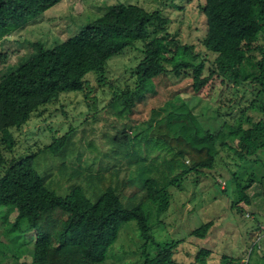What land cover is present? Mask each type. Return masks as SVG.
<instances>
[{
    "label": "trees",
    "instance_id": "1",
    "mask_svg": "<svg viewBox=\"0 0 264 264\" xmlns=\"http://www.w3.org/2000/svg\"><path fill=\"white\" fill-rule=\"evenodd\" d=\"M60 1L0 0V40ZM155 1L152 9L110 4L67 38L50 46L38 42L34 54L1 74L2 233L17 246L32 242V253L25 262L9 250L0 254V264H100L120 226L129 220L135 221L143 240L139 264H194L173 258L181 239L157 242L152 234L169 205V188L180 186L189 174H205L213 168L219 148L233 152L240 161L264 151V114L260 115L264 113V0H204L206 29L199 43L213 57L189 45L186 51L199 57L196 63L173 61L182 43L168 30L169 18L162 11L166 1ZM126 48L137 51L129 68L133 86L125 83L110 89V100L97 109L94 84L85 76L92 71L96 85L106 84L107 61ZM165 62L171 66L167 68ZM170 76H190L194 94L219 78L231 94L241 89L252 97L232 121L207 129L179 98L180 92H167L164 86ZM68 91L82 92L87 111L93 110L92 118H85L79 128L68 125L34 151L17 155L16 131ZM238 100L235 96L220 99L219 115L232 114L223 107L232 110ZM138 104L149 113L141 122L131 116ZM249 111L258 118L253 120ZM99 117L105 122L103 128L93 124ZM230 175L235 198L229 207L242 213L240 202L250 203L246 190L255 176ZM11 212L13 219L8 220ZM212 224L208 220L191 234L204 237ZM256 225L254 229H259ZM149 244H154L152 252ZM210 252L199 248L195 261L206 264ZM8 255L12 260L6 263ZM261 258L257 264H264Z\"/></svg>",
    "mask_w": 264,
    "mask_h": 264
},
{
    "label": "rangeland",
    "instance_id": "2",
    "mask_svg": "<svg viewBox=\"0 0 264 264\" xmlns=\"http://www.w3.org/2000/svg\"><path fill=\"white\" fill-rule=\"evenodd\" d=\"M165 1L166 5L162 11L169 18L168 30L176 33L182 43L174 54L173 61L186 59L198 62L199 57H194L186 51L189 45H193L195 52L206 53L209 58H212L213 53L199 43L206 29V20L201 10L204 0ZM116 2L139 4L146 9H152L156 3L155 0H61L43 14L30 20L23 28L0 40V77L8 66L34 54L38 48V42L43 46H50L67 38L88 19L103 13L108 5ZM172 3L179 5L176 7ZM125 50L126 52L122 55L116 54L107 61L106 84L96 85L92 71L85 76L89 79L91 86L94 84L92 95L95 96L97 109H101L110 100L112 95L110 89L123 87L125 83L133 86L129 68L133 65V56L137 51L130 48ZM165 66L169 68L170 62H165ZM190 80V76L179 78L170 76L168 84L164 87L167 92L172 89L180 92L179 98L192 107L201 125L207 129H217L224 120L232 121L239 115L240 108L252 97L250 91L242 92L241 89L234 95L231 94L219 78H214L211 85L204 86L194 94L189 85ZM164 87L161 88L163 91H165ZM234 96L239 100L237 104H234L233 109L223 107V110L232 111V114L219 115L216 110L217 102ZM262 103L260 100L259 104ZM61 105H63V111H61ZM155 108L157 109L156 104ZM92 113L93 110L87 111L82 92H63L57 102L48 104L40 115L34 114L20 131H16L18 143L14 152L20 155L30 152V149L34 151L37 146L49 142L51 135L66 131L68 125L81 127L85 118L89 120L92 118ZM248 113L253 120L259 116L255 111ZM260 113V115L264 114ZM148 114L141 104H138L134 107L131 116L141 122L147 118ZM104 123V120L99 117L93 124L103 128ZM235 158L233 152L219 148L213 168L206 169L205 174H189L180 186L169 188L171 192L169 205L160 214L161 221L152 228V234L157 242L181 239L173 254L176 260L199 264L195 261L196 252L199 248H207L211 252L206 257V264H221L226 260L230 264L231 259L241 257L244 258L243 264L247 261L250 264H257V260L262 262L261 255L264 256V151L244 161ZM231 172H236V176L242 179L247 178L251 173L255 176V181L246 190L250 203L240 202L244 208L242 213L229 207V201L235 198ZM13 216L14 213L11 212L8 220H12ZM1 220L0 218V241L4 242L9 249L0 244V254H9L10 250V253H15L19 261L29 262L32 242L17 246L7 241L2 233ZM208 220H212L213 224L206 236L198 237L191 234L194 228ZM256 224L260 227L259 229H254ZM27 234L33 237L31 230H28ZM256 236L260 237L256 240ZM142 243L135 221H126L120 226L117 239L108 249L105 260L100 264H139ZM148 248L152 252L154 244H149ZM11 260L9 255L5 259L6 263Z\"/></svg>",
    "mask_w": 264,
    "mask_h": 264
},
{
    "label": "crops",
    "instance_id": "3",
    "mask_svg": "<svg viewBox=\"0 0 264 264\" xmlns=\"http://www.w3.org/2000/svg\"><path fill=\"white\" fill-rule=\"evenodd\" d=\"M261 256H263V255H261ZM243 262H244V258L243 257L236 258V260L233 261L234 264H243Z\"/></svg>",
    "mask_w": 264,
    "mask_h": 264
}]
</instances>
